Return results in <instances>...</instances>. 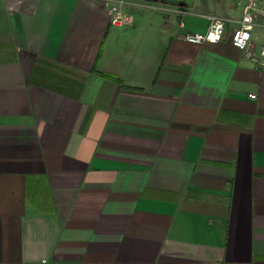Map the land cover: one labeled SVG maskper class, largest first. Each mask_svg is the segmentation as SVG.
<instances>
[{
    "label": "crops",
    "instance_id": "crops-1",
    "mask_svg": "<svg viewBox=\"0 0 264 264\" xmlns=\"http://www.w3.org/2000/svg\"><path fill=\"white\" fill-rule=\"evenodd\" d=\"M246 3L0 0V264H264Z\"/></svg>",
    "mask_w": 264,
    "mask_h": 264
},
{
    "label": "built area",
    "instance_id": "built-area-1",
    "mask_svg": "<svg viewBox=\"0 0 264 264\" xmlns=\"http://www.w3.org/2000/svg\"><path fill=\"white\" fill-rule=\"evenodd\" d=\"M110 12L113 14V23L120 25L131 23L130 16L123 15L116 8H111ZM208 20L209 25L205 32H188L184 34V38L196 44L221 42L227 33L228 19L212 15ZM258 27L264 28V0H247L241 20L230 31V38L235 48L246 53L256 67L264 70V41L256 44L253 37V32ZM256 96L250 94L251 98Z\"/></svg>",
    "mask_w": 264,
    "mask_h": 264
},
{
    "label": "rangeland",
    "instance_id": "rangeland-1",
    "mask_svg": "<svg viewBox=\"0 0 264 264\" xmlns=\"http://www.w3.org/2000/svg\"><path fill=\"white\" fill-rule=\"evenodd\" d=\"M168 3L169 2H174V1H176V0H166ZM182 1H184V2H189V0H182ZM232 0H191V2L193 3V5H194V3L196 4V6L198 5V4H201V5H207V4H212V6H219V5H221L222 3L223 4H229L230 2H231ZM234 1V0H233ZM236 1V0H235ZM220 6H219V8H218V10L217 11H221L220 10ZM222 8H225V5H223V7ZM221 8V9H222ZM130 12H132L134 15H135V13H136V11H135V9L134 8H131V10H129ZM197 11H200L199 9H197Z\"/></svg>",
    "mask_w": 264,
    "mask_h": 264
},
{
    "label": "trees",
    "instance_id": "trees-1",
    "mask_svg": "<svg viewBox=\"0 0 264 264\" xmlns=\"http://www.w3.org/2000/svg\"><path fill=\"white\" fill-rule=\"evenodd\" d=\"M94 72L103 76V77H106V78H110V79H114V80H117V78L111 74H108V73H102V72H99L98 70L94 69Z\"/></svg>",
    "mask_w": 264,
    "mask_h": 264
}]
</instances>
